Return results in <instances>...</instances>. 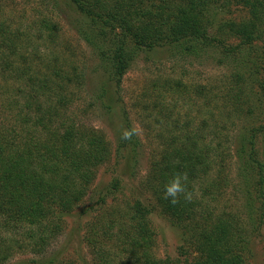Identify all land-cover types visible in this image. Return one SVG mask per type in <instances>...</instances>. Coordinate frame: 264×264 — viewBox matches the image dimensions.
<instances>
[{"label": "trees", "instance_id": "1", "mask_svg": "<svg viewBox=\"0 0 264 264\" xmlns=\"http://www.w3.org/2000/svg\"><path fill=\"white\" fill-rule=\"evenodd\" d=\"M1 2L0 263L18 254L55 262L39 260L63 217L83 205L95 212L82 238L86 264H251V239L264 226V68L252 53L256 41L264 47V0H26L17 11ZM230 3L248 17L218 20ZM56 15L89 48L91 70L69 54ZM139 51L202 55L225 66L220 85L158 78L153 99L132 105L144 123L152 116L149 125H158L139 183L153 204L133 195L115 200L117 177L90 193L97 170L121 151L126 173H137L140 139L119 132L111 143L73 112L90 78L89 107L112 120ZM165 94L189 111L180 116ZM128 114L122 107L123 129L133 128ZM177 172L188 174L193 198L173 206L163 191ZM153 211L181 230L173 257L155 254Z\"/></svg>", "mask_w": 264, "mask_h": 264}, {"label": "rangeland", "instance_id": "2", "mask_svg": "<svg viewBox=\"0 0 264 264\" xmlns=\"http://www.w3.org/2000/svg\"><path fill=\"white\" fill-rule=\"evenodd\" d=\"M3 8L12 9L16 11L20 6L26 2V0H1ZM33 2V1H31ZM30 2V3H31ZM26 5L28 8L31 4ZM24 5V4H23ZM31 15V13H30ZM248 17L247 9L242 5H236L230 3L229 6H225L219 9L217 18L219 19H233L240 20ZM55 19L60 26V34L63 41L70 45L71 52L69 54H75L78 61H76L80 67L84 70H91L93 56L91 55L89 48L85 46L82 40H79L74 31L68 27L66 20L61 16H55ZM231 43L236 42V39L231 38ZM252 53L253 58L259 69L264 68V47L261 40L256 41L253 46ZM261 67V68H260ZM225 74V66L218 65L211 60V58H203L199 56H186L183 54L171 55L169 51L165 52H149L139 51L134 63L129 70L125 73L121 83V96L123 100L122 107L126 108L129 113V120L133 128H137L138 137L140 143L138 144V164L136 174L130 176L124 170V151H121V156L116 155L109 158L105 165L101 166L92 181L90 193L93 191L97 194L104 192L107 185L111 184V180L115 177L120 179L121 193H115L113 198L117 201L123 200L126 196H137L145 199V203L153 204L151 198L146 197L147 193L140 187V181L146 174L149 156L151 154V147L154 139V134L158 130V125L148 121L152 120V116L145 117V122L148 123V130L144 128L145 124L143 119L135 107L132 105L140 106L146 99H153L151 89L154 87L153 82L160 78L184 79L190 83H203L209 85H220L221 77ZM95 84L94 79L89 78L87 85V91L81 94L82 100L76 102L74 105V114L79 118L96 129L105 133L108 140L114 143V137L116 133H119L123 129L122 122V107H116L113 110L112 120H108L106 116L96 106L88 105L91 97L92 85ZM160 92V91H159ZM158 94V93H157ZM156 94V95H157ZM163 102L168 106L170 104L175 105L173 110L180 113L183 116L188 112L187 107L179 106V103L173 102L171 94H165ZM149 97V98H148ZM149 101V100H146ZM187 105V104H184ZM193 112V111H192ZM196 113V112H194ZM151 126V127H150ZM239 129L243 128L239 125ZM238 129V130H239ZM237 132V131H236ZM239 132V131H238ZM263 136L258 137L257 147L262 148ZM141 188V189H140ZM122 195L124 197H122ZM112 198V197H111ZM122 198V199H121ZM84 206H78L70 213L66 214L62 231H59L56 239L47 248L46 254H44L39 261L45 262L49 258H54L55 262L43 263V264H86L89 260L87 255L85 242L82 238L84 236V227L87 220L91 217L94 211H84ZM151 221L156 232L155 242V254L158 256H175L176 248L181 244V230L175 225L171 224L163 215L157 211H153L150 215ZM251 248V264H264V226L260 229L250 242ZM30 254H18L7 262L0 264H39L30 262Z\"/></svg>", "mask_w": 264, "mask_h": 264}, {"label": "clouds", "instance_id": "3", "mask_svg": "<svg viewBox=\"0 0 264 264\" xmlns=\"http://www.w3.org/2000/svg\"><path fill=\"white\" fill-rule=\"evenodd\" d=\"M138 134L137 128H124L121 131V139L130 141L133 136ZM188 174L186 172H177L165 183L163 199L175 206L180 203L181 197L190 202L193 193L188 189Z\"/></svg>", "mask_w": 264, "mask_h": 264}]
</instances>
